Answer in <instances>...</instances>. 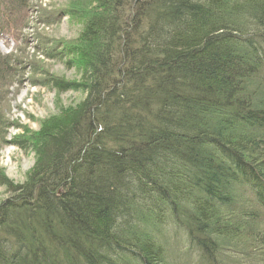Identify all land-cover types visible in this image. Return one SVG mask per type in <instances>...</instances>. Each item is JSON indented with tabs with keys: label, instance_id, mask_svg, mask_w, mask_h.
Segmentation results:
<instances>
[{
	"label": "trees",
	"instance_id": "trees-1",
	"mask_svg": "<svg viewBox=\"0 0 264 264\" xmlns=\"http://www.w3.org/2000/svg\"><path fill=\"white\" fill-rule=\"evenodd\" d=\"M31 2L0 0V36ZM100 5L81 35V83L56 85L84 101L13 142L37 160L21 184L0 178V264H175L158 239L169 227L220 264L217 238L233 242L264 217V0ZM27 69L0 53V91ZM252 238L263 250V235Z\"/></svg>",
	"mask_w": 264,
	"mask_h": 264
},
{
	"label": "rangeland",
	"instance_id": "rangeland-1",
	"mask_svg": "<svg viewBox=\"0 0 264 264\" xmlns=\"http://www.w3.org/2000/svg\"><path fill=\"white\" fill-rule=\"evenodd\" d=\"M100 1L32 0V11L27 13L21 27L0 36V53L8 56L12 64L18 61L28 68L24 73L15 72L0 91V118L3 122L0 129L1 179L5 177L15 185L21 184L35 166V148V152L32 149L26 152L14 145V141L31 143L32 136L40 133L43 123L55 127L61 121L65 122L69 112L84 101L86 94L80 90L62 91L56 85L61 82L81 83L82 70L77 62L89 51L81 35L89 15L100 9ZM57 13L63 17L51 24L50 17ZM59 45L65 52L58 53L59 58L49 59L46 53H56ZM69 50L76 52L75 58H68ZM59 59L67 60L69 65ZM241 194L238 191L237 198L244 202ZM9 197L6 188L0 185V202ZM222 217L242 225V221L231 212H224ZM250 228L241 227V236L233 242L217 238L220 264H264V248L256 249L252 238L264 237V217L251 223ZM164 237L168 240V256L175 264H204L198 251L190 247L184 232L169 227L163 234L159 233L158 239Z\"/></svg>",
	"mask_w": 264,
	"mask_h": 264
}]
</instances>
